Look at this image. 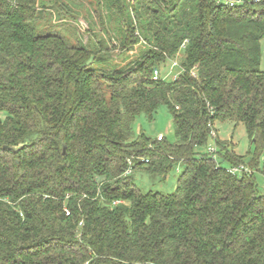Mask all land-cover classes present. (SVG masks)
<instances>
[{
    "label": "trees",
    "instance_id": "obj_1",
    "mask_svg": "<svg viewBox=\"0 0 264 264\" xmlns=\"http://www.w3.org/2000/svg\"><path fill=\"white\" fill-rule=\"evenodd\" d=\"M96 2L116 26L86 30H120L121 53L141 45L134 62L111 58V38L45 30V9L73 16L83 0H0V264H264V192L217 160L259 168L264 153V0ZM179 52V75L154 79ZM162 105L175 140L136 136ZM218 120L243 123L256 152L214 137ZM179 165L172 193L135 182Z\"/></svg>",
    "mask_w": 264,
    "mask_h": 264
},
{
    "label": "rangeland",
    "instance_id": "obj_2",
    "mask_svg": "<svg viewBox=\"0 0 264 264\" xmlns=\"http://www.w3.org/2000/svg\"><path fill=\"white\" fill-rule=\"evenodd\" d=\"M92 1V0H91ZM95 7L99 8L96 0H93V5L90 6L87 2V0H83L82 5L78 8L77 13L70 15L62 14L61 17H57L56 12H52L50 9H45L46 15L45 18L41 20V24H43L47 30V32H58L61 35L65 36L71 43L77 44L78 35L76 34L77 29L81 32V37L83 38V42L87 43L89 41L90 37H94V40L101 39L102 42L105 40H108V38H111V47L109 49L111 53V58L122 65H126L130 62H134L137 58H139V55L141 52V45L135 46L136 49L124 51L121 53V49L119 47V40L120 38V30L115 31L111 30L110 36H108L104 31H99L98 34L95 36L94 33L88 32L86 29L87 21L90 20L91 22L101 21V18L104 20V24H106L107 28L115 27L116 26V20L115 15L113 17V12L116 10L113 9L109 5H105V3L102 6V12L103 15L94 14L90 12V8ZM97 28H100L96 24ZM112 45L115 46V48H112ZM183 55V52H179V55L177 58L173 60H168L165 63V66H158V69H160L162 72H166L167 79L172 80L176 76L179 75L181 71L180 66H174V62H177L179 65L180 58ZM264 67V61L263 65ZM103 68H106L105 66ZM3 115V114H1ZM216 132H218L221 140L224 141L225 144L230 146V148H234L235 152L242 155H248V158L252 156L256 152V147L251 143L249 135L247 133L246 127L243 123L236 124L234 121L231 120H218L215 124ZM133 130L134 134L138 136L141 133H144L145 135L151 137L152 139H156L159 135H164L168 141H174L175 140V132H174V125H173V119L172 115L169 112L167 106L162 105L157 114L155 115V118L153 120H150L145 114L139 115L133 124ZM216 145V142L214 139H211L209 142V146ZM219 150V148H218ZM264 159V153L261 155V163L259 168L258 167H251L245 163L244 164L250 171L253 172L256 182L258 184L260 192H264V173L262 171V161ZM217 160L219 163H222V165L230 169L232 166L225 161H222L221 156L217 155ZM180 165L178 168L173 169L168 177L164 180L161 179L159 175H152L145 171H138L135 173V182L140 187V189L144 192L147 191H160L162 193H172L175 191L177 186V179L180 174Z\"/></svg>",
    "mask_w": 264,
    "mask_h": 264
},
{
    "label": "built area",
    "instance_id": "obj_3",
    "mask_svg": "<svg viewBox=\"0 0 264 264\" xmlns=\"http://www.w3.org/2000/svg\"><path fill=\"white\" fill-rule=\"evenodd\" d=\"M219 2H223L229 6H235V5H239V4H243L245 2V0H218ZM187 42V40L185 41V43ZM185 43L183 44V48L185 46ZM174 66H180L178 65L177 62H174L173 63ZM162 74V71L158 68H156L154 70V74H153V78L154 79H159L160 76ZM177 77V76H176ZM175 77V78H176ZM166 78H167V74H166ZM216 131L213 130L212 131V135L215 137L216 136ZM164 137V135H159L157 138L158 139H162ZM208 151L212 154H216L217 151H218V146L217 145H214V146H208ZM145 161L148 162V159H145ZM132 164H133V161L132 159H129V167L127 168L126 170V174H131L132 173ZM229 171L232 173V174H236V175H242L243 173H252V171H250L244 164H240V165H236V166H232ZM116 203V202H115ZM67 214H70L69 211H67Z\"/></svg>",
    "mask_w": 264,
    "mask_h": 264
},
{
    "label": "water",
    "instance_id": "obj_4",
    "mask_svg": "<svg viewBox=\"0 0 264 264\" xmlns=\"http://www.w3.org/2000/svg\"><path fill=\"white\" fill-rule=\"evenodd\" d=\"M5 147H7V146H5ZM66 151V145L64 144V152Z\"/></svg>",
    "mask_w": 264,
    "mask_h": 264
}]
</instances>
